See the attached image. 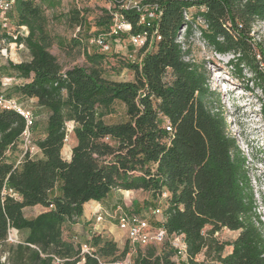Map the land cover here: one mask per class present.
Returning a JSON list of instances; mask_svg holds the SVG:
<instances>
[{"label": "trees", "instance_id": "obj_1", "mask_svg": "<svg viewBox=\"0 0 264 264\" xmlns=\"http://www.w3.org/2000/svg\"><path fill=\"white\" fill-rule=\"evenodd\" d=\"M121 1L113 0V12L122 13L134 31L141 30L138 13L122 8ZM151 1L162 9V39L149 50L142 48L139 61L120 57L134 73L132 80L106 76L109 53L88 44L91 33L82 8L74 6L53 16L80 28L71 47L84 51L86 63L64 68L50 48L58 43L65 49L68 43L52 34L47 14L61 0L15 1L18 23L29 29L19 40L30 53L28 61L8 62L26 79L15 90L36 97L49 113L43 137L34 139L41 157L26 153L17 164L18 159L10 156L16 150L21 154L18 143L26 121L19 112L0 106V246H5L6 255L2 261L0 253V264H55V258L78 264L83 256L72 225L80 221L88 203H106L113 189H141L150 193V206L165 203L161 207L168 237L161 246L150 243L140 248L133 264H178L170 241L175 233L184 235L187 264H206L197 260L202 252L214 253L220 264H264V221L247 157L230 133L221 106L215 104L216 92L205 67L188 58L190 49L179 40L182 27L186 36L198 29L218 53L233 54L229 64L235 73L248 66L264 93V36L256 40L251 34L257 21L264 25V0ZM193 7L204 9L191 13ZM103 11L98 22L107 30L112 14L107 8ZM12 55L19 61L14 51ZM119 102L126 118L106 121L105 115ZM67 121L75 124L70 159L62 154ZM5 188H13L19 197L4 194ZM134 204L140 211L143 204ZM35 205L44 210L28 217L24 209ZM67 223L70 235L65 234ZM207 225L211 228L205 234ZM223 227L239 230L238 236L220 242L215 233ZM11 228L26 232L25 240L10 243ZM87 240L105 260L127 256L128 247L119 252L118 243L101 233ZM226 245L232 250L224 254ZM85 262L99 264L90 255Z\"/></svg>", "mask_w": 264, "mask_h": 264}, {"label": "rangeland", "instance_id": "obj_2", "mask_svg": "<svg viewBox=\"0 0 264 264\" xmlns=\"http://www.w3.org/2000/svg\"><path fill=\"white\" fill-rule=\"evenodd\" d=\"M112 2L113 0H61L60 5L55 9V11L51 9L47 12L50 18L49 28L52 34L68 43V47L65 49L61 48L58 43H54L50 48L51 52L57 56L59 62L64 68H69L76 64H84L86 63V57L81 48L71 47L72 38L75 33L78 32L77 28L65 23L60 17L59 19H56L57 15H60V13H63L74 6H78L86 13L88 21L87 27L89 28L88 31L90 33L100 32L104 31L107 26L105 24H99V17L102 13H104L103 9H108ZM199 9H204V7H193L191 9V13H195ZM54 15L56 17H53ZM198 22L201 25H204L203 21L198 20ZM251 34L254 38H256V40H262L264 36L263 22L257 21L253 26ZM124 36L119 37L114 41L112 51L109 53L108 58L104 63L106 76L110 79L132 80L134 78V73L123 65L122 62L124 60H121L120 57H125L128 62H133L139 61V56L142 54L141 51H139L136 53V58L134 56H130L131 53L135 54V51L134 48L128 44V40ZM179 40L184 43L185 47L190 49V55L188 58L194 59L202 64L207 71L211 88L216 92L214 95L215 104L217 103L221 106L227 118L230 133L236 138L239 148L247 157V167L255 189L258 211L264 221V93L255 82L254 74L248 66L243 67V72L241 74L235 73V69L229 64V60L233 57V54L218 53L213 47L204 42V40L200 37L198 29H196L192 35L186 36L185 28L182 27ZM123 52H129V54L124 55ZM256 52L258 53L259 51L256 49ZM19 54L22 57L21 59L19 58L20 62L28 61L29 56L23 51L19 52ZM258 58H260L259 55ZM1 70L0 78L4 76H13L15 77V82H18V84H22L26 81V79L23 78V76H21L17 71H14L9 67L8 62L2 65ZM16 85L17 84L9 86L0 85V92L5 95L19 97L20 100L24 101V105L32 110L36 117V122L33 127L34 139L43 137L46 130L47 117L49 113L48 109L41 106L37 99L29 98L18 93L15 90ZM125 118V107L121 102L115 106L113 112L105 115V119L108 122L121 121ZM72 140L73 134L71 133L66 144L70 145ZM62 154L66 158L65 151L62 150ZM18 157L19 152L16 150L10 156V160L15 161ZM34 157H41L40 151L36 153ZM110 194V197L106 200V205H108L107 209L109 211H114L118 206H121L126 210L134 211V203L139 201L144 207L142 206L141 210L138 212L146 216L154 225H157V222H159L160 216H156L152 213L153 207L150 206V193L141 189H113ZM160 205H165L164 200ZM90 207L91 205L87 207V211ZM40 210L43 211L44 208L38 207L36 209H26L25 214L28 217H31L38 214ZM92 218V222L97 223L95 216ZM106 219L116 222L113 217H107L104 220ZM70 226V223L65 225L66 235L71 234L69 230ZM210 228L211 225H207L203 232L207 234V231ZM72 230V235L77 236L75 238V244L77 246H79V242H83L88 239L86 236L88 233L86 232V229ZM96 230L98 232L100 229ZM25 234L27 233L24 232V236ZM92 234L93 233H91V235ZM101 234H103L105 238H112L111 234ZM238 234L239 230H231L228 227H223L215 233V237L220 242H232ZM172 240L173 237H170V241ZM17 242L21 241H11L10 243ZM164 242L159 243V246H161ZM125 247H128L127 239H124L119 252H121ZM4 250L5 246H0V253H3ZM231 250L232 246L226 245L223 253L227 254ZM3 255L5 254L3 253ZM134 257L135 255L132 258L134 259ZM173 258L178 262V264H187V257L177 254V250H175ZM197 260L204 261L206 264H220L215 259L214 253L209 254L202 252L197 255Z\"/></svg>", "mask_w": 264, "mask_h": 264}, {"label": "built area", "instance_id": "obj_3", "mask_svg": "<svg viewBox=\"0 0 264 264\" xmlns=\"http://www.w3.org/2000/svg\"><path fill=\"white\" fill-rule=\"evenodd\" d=\"M15 1L16 0H0V73L2 71V65L9 62V60L17 62L12 55L13 51L17 53L18 57L21 59L22 57L19 52L28 49L25 41L19 40L20 37H26L29 34V29L27 26L18 23ZM121 7L124 9H132L138 13L139 17L137 25L142 26V29L134 31L133 24L127 20L122 13L113 12L111 4L108 8L112 14L109 28L104 31L91 33L88 38V44L90 47L97 49L101 53H110L114 41L119 37L126 35L125 37L128 40V44L131 45L135 51V54L131 53L130 56L136 58V53L141 51L142 48L149 50L162 39V34L159 28L162 9L158 3L151 0H122ZM189 14L190 12L186 11L187 17H190ZM77 30L79 31L80 28L78 27ZM128 54L129 52L124 53V55ZM141 55L139 56V59ZM12 84H18V82H15V77L4 76L0 78V85L2 86H9ZM0 106L2 108L13 109L19 112L26 121L25 130L18 143V147L21 150V154L17 160V164H19L26 153L34 156L40 151L35 144L33 133L36 117L34 112L27 108L24 105V101L20 100L19 97L7 96L0 92ZM74 126L75 124L73 121L66 122L67 141ZM166 127L167 130L172 131L170 124H167ZM106 139H109V137ZM6 193H9L14 197H19V194L15 192L13 188H5L4 194ZM92 203L93 205L89 210L93 216H95L97 222L103 221L107 217H113L119 228L125 232L128 243V252L127 256L123 259L105 260L100 256L97 248L91 244L90 241L85 240L80 242L83 258L78 264H86V255L97 258L99 264H133L132 257L137 254L140 248H144L150 243H162L168 237L167 230L163 226L165 215L161 206L152 208V213L156 216H160L158 222L159 225H154L140 212L126 210L121 206H118L114 211H109L100 201H93ZM26 235L27 234L24 236V232L22 231L11 228L7 240L9 242H23ZM183 236V234L175 233L171 236L173 237L171 242L177 250V254L187 257V249ZM1 260L5 261L6 255H2ZM54 263L64 264V259L55 258Z\"/></svg>", "mask_w": 264, "mask_h": 264}, {"label": "crops", "instance_id": "obj_4", "mask_svg": "<svg viewBox=\"0 0 264 264\" xmlns=\"http://www.w3.org/2000/svg\"><path fill=\"white\" fill-rule=\"evenodd\" d=\"M23 52L26 55H28L29 59H30L29 50L27 49V50H24ZM16 55L18 56L17 53H16ZM17 62H20V61H17ZM33 99H37V98L33 97ZM74 144H75V140L74 139L72 140V143L70 145L65 144V146L63 148V151H65L66 159H70L71 158L72 148H73ZM110 195H109V197H110ZM102 203H103V205L106 208L108 207V205H106V203H104V202H102ZM90 205L92 206L93 203L90 202L89 206ZM38 207H43V206L42 205L29 206V207H26L24 210H26V209H36ZM87 207H88V205H87ZM41 211L42 210H40L39 213ZM86 211H87V208L85 210L84 215L80 219V221L78 223H75V224L72 225V229H80V230H83V228L86 229V232H88L87 235H86L87 238L91 237V233L97 232L96 229H100V230H98V233L111 234L112 239L115 240L118 243L119 246H121L123 244L124 239H127L125 232L121 228H119L117 222L109 221L107 219L103 220V221H99L97 223L96 222H92L91 219H93L92 218L93 214L91 213L90 210H88L87 212ZM36 215H33V216H36Z\"/></svg>", "mask_w": 264, "mask_h": 264}]
</instances>
